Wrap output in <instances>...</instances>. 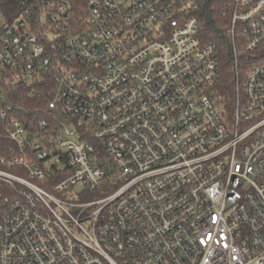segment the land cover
Returning <instances> with one entry per match:
<instances>
[{
    "label": "built area",
    "instance_id": "obj_1",
    "mask_svg": "<svg viewBox=\"0 0 264 264\" xmlns=\"http://www.w3.org/2000/svg\"><path fill=\"white\" fill-rule=\"evenodd\" d=\"M21 5L12 23L0 9V184L17 195L0 264H264V0L222 8L231 113L199 0Z\"/></svg>",
    "mask_w": 264,
    "mask_h": 264
},
{
    "label": "trees",
    "instance_id": "obj_2",
    "mask_svg": "<svg viewBox=\"0 0 264 264\" xmlns=\"http://www.w3.org/2000/svg\"><path fill=\"white\" fill-rule=\"evenodd\" d=\"M199 1L202 5L197 17L200 21L201 37L205 42L213 43L218 48L219 60L222 67V80L219 83L218 89L220 96L223 97L224 108L231 113L234 99L235 71L231 56L232 39L228 33L230 19L222 14L225 0ZM0 9L4 13L6 21L12 23L21 14V0H0ZM257 53L258 59L256 63L264 65V45L261 51ZM26 103L31 105V102L26 101ZM34 105L42 107L41 102ZM41 118H46V115L42 113ZM10 148L11 142L6 137L0 122V161L10 155ZM6 197L16 198L17 195L15 191L0 184V210L3 208L2 199Z\"/></svg>",
    "mask_w": 264,
    "mask_h": 264
},
{
    "label": "rangeland",
    "instance_id": "obj_3",
    "mask_svg": "<svg viewBox=\"0 0 264 264\" xmlns=\"http://www.w3.org/2000/svg\"><path fill=\"white\" fill-rule=\"evenodd\" d=\"M5 158V157H4ZM1 163V162H0Z\"/></svg>",
    "mask_w": 264,
    "mask_h": 264
}]
</instances>
